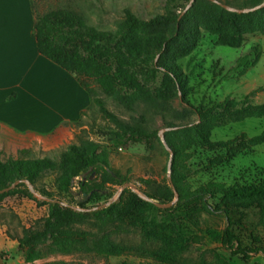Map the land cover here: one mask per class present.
I'll use <instances>...</instances> for the list:
<instances>
[{
	"label": "trees",
	"instance_id": "trees-1",
	"mask_svg": "<svg viewBox=\"0 0 264 264\" xmlns=\"http://www.w3.org/2000/svg\"><path fill=\"white\" fill-rule=\"evenodd\" d=\"M168 0L167 15L151 20L140 19L131 10L125 11V19L116 32H101L89 27L84 18L68 10H56L38 16L34 26L38 51L63 70L74 75L82 88L100 109L105 120L116 130L107 134L117 145L128 141L150 140L157 132H149L142 124H130L120 120L108 110L105 101L96 97L95 88L108 96L116 105L133 110L138 103L155 108L172 120L168 129L180 127L166 134V141L174 152L172 181L178 193V201L168 209H160L154 202L168 205L174 202L175 193L169 185L154 188L152 193L137 194L127 188L119 200L100 211L88 212L100 205V192L93 184V177L102 175L104 184L124 186L123 178L110 167L109 152L99 143L81 139L71 145L57 159H31L21 157L2 160L0 150V192L17 181L27 180L35 192L21 183L9 192L0 194V203L8 197L21 195L48 207L47 217L35 228L22 230L17 238L19 248L25 252L26 263H32L37 243L46 242L64 230L75 231L77 226L92 225L102 234L93 240L95 247H102L111 256H123L128 248L113 243L107 235L109 228L125 227L140 230L149 240L163 247L145 254L162 264H190L179 256L183 251V237L190 226L199 227L204 215H218L225 227L219 236L221 246L248 262L263 250L254 242L258 234V210L264 203V182L243 186H226L209 182L192 189L188 178L192 172L189 161L195 147L222 148L234 152L235 141L212 142L214 129L243 118H264V105L251 104L246 97L241 107L227 98L210 109L193 107L188 100V81L177 61L190 56L197 48L202 31L220 36L231 48H239L246 35L264 34V8L249 14L227 11L217 4L194 0ZM264 0H250L249 7L256 8ZM147 72L150 78L163 74L161 87L151 92L143 85L136 71ZM179 98L187 104L182 112L169 106ZM198 121H192V117ZM255 145L264 143V131L249 140ZM56 174L54 191L39 188L47 174ZM79 180V194L74 192ZM123 188V187H122ZM102 197V196H101ZM40 198V199H39ZM75 201L78 207L70 202ZM111 201L106 199L104 204ZM93 204V206H89ZM86 239L59 245L62 251H71L76 244L86 247ZM222 264H236L233 260L220 259ZM198 264H208L202 261Z\"/></svg>",
	"mask_w": 264,
	"mask_h": 264
},
{
	"label": "rangeland",
	"instance_id": "rangeland-1",
	"mask_svg": "<svg viewBox=\"0 0 264 264\" xmlns=\"http://www.w3.org/2000/svg\"><path fill=\"white\" fill-rule=\"evenodd\" d=\"M167 1L33 0V6L37 17L56 10L73 11L83 17L89 27L101 32L114 33L124 21L127 9L140 19L151 20L167 15ZM201 1L221 4L219 6L223 9H225L223 6L238 10L253 9L249 7L250 0ZM177 64L187 77L188 100L193 107L210 109L223 103L227 98L241 107L246 97H250L253 105H264V34L246 35L239 48H231L225 45L220 36L202 31L196 50L190 56L178 60ZM136 73L139 81L151 92L161 87L162 73H158L155 78H150L147 72L139 69ZM95 90L96 97L104 100L108 110L120 120L133 125L142 124L149 132H157V135H152L150 140H132L124 145H117L107 135L110 130L116 128L104 119L100 109L89 96L91 103L75 124L70 143L52 151L41 147L25 150L27 151L25 157L57 159L69 146L79 144L81 139H89L101 144L109 152L111 169L119 173L125 184L135 186V190L132 191L137 194L143 196L146 192L152 193L155 187L165 185L171 187L167 174L170 153L159 132L168 129L167 123L172 117H169L168 113L163 116L159 110L142 103H138L133 110H128L126 107L116 105L99 89ZM169 106L177 112L187 108V104H182L179 98L170 101ZM191 120L198 121V117L193 116ZM263 131L264 118L257 117L237 119L214 129L212 142L235 141L232 146L234 152L222 148L195 147L192 150L193 157L188 163L192 169L188 178L192 189L196 190L209 182L226 186L264 182V143L255 145L249 141ZM18 147H14L8 141L0 143L2 160L21 157V150ZM56 177V174L45 175L38 184L39 188L54 191ZM93 181L92 185L100 192V199H97L100 205L108 198L119 200L123 186L104 184L102 175L94 176ZM78 185L79 180L76 181L74 192L77 198H83V195L79 194ZM68 202L71 206L78 207L75 201L63 199L64 204ZM47 214L48 207L39 206L21 195L8 197L0 203V264H27L25 252L19 248L17 238L22 235L23 229L35 228ZM224 227V221L217 214L204 215L199 227L188 228L183 237V251L179 257L190 264L202 261L208 264H222L220 259L233 260L236 264H264V203L258 210L259 232L253 238L263 251L254 255L248 262L232 257L231 252L221 246L219 236ZM103 234L113 243L127 247L128 252L120 257L111 256L102 247H95L93 240H99L102 234L92 225H82L77 226L75 231L64 230L46 242L37 243L34 250L36 259L28 264H162L148 257L145 252L163 246L149 240L140 230L130 227L123 230L109 228ZM77 239H86V247H78L76 244L74 247L76 249L71 251L60 250L59 245Z\"/></svg>",
	"mask_w": 264,
	"mask_h": 264
},
{
	"label": "crops",
	"instance_id": "crops-1",
	"mask_svg": "<svg viewBox=\"0 0 264 264\" xmlns=\"http://www.w3.org/2000/svg\"><path fill=\"white\" fill-rule=\"evenodd\" d=\"M36 19L33 0H0V143L52 151L70 143L91 102L74 75L39 53Z\"/></svg>",
	"mask_w": 264,
	"mask_h": 264
},
{
	"label": "water",
	"instance_id": "water-1",
	"mask_svg": "<svg viewBox=\"0 0 264 264\" xmlns=\"http://www.w3.org/2000/svg\"><path fill=\"white\" fill-rule=\"evenodd\" d=\"M194 3V0L193 2L187 7V10L186 12L191 8L192 4ZM219 4V3H218ZM221 5V4H219ZM226 10L230 11V12H233V13H238V14H249V13H253L255 11H258V10H261L264 8V3L261 4L260 6L256 7V8H253V9H246V10H238V9H234V8H231V7H227V6H223ZM181 129L180 127H176V128H173V129H162L160 130L159 132V135L161 136L162 138V141L164 143V145L166 146V148L169 150V153H170V160H169V164H168V180H169V183L171 185V188L173 189L174 193H175V200L173 203L171 204H168V205H164V204H160V203H157V202H154L153 200L149 199V198H146L144 197V199L147 201V202H152L154 203L158 208L160 209H168L170 207H172L177 201H178V193H177V190L173 184V181H172V167H173V159H174V152L171 150V148L169 147L167 141H166V138H165V133L170 131V130H179ZM21 183H25L27 184V186L30 188L31 192H35L34 190V187L33 185L27 181V180H23V181H17L15 182L11 187H9L8 189L4 190V191H1L0 194H3L5 192H9L11 190H13L14 188H16V186H18L19 184ZM127 188H130L132 190H135V186L131 185V184H125L121 190L124 191L125 189ZM116 200H111L110 202H108L107 204H103L97 208H93V209H90L88 210V212H93V211H100L102 209H105L107 207H109L110 205H112Z\"/></svg>",
	"mask_w": 264,
	"mask_h": 264
}]
</instances>
